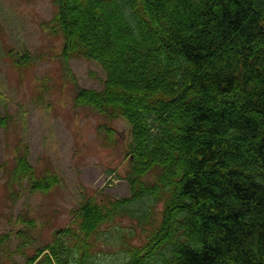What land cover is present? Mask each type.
<instances>
[{"label":"trees","instance_id":"16d2710c","mask_svg":"<svg viewBox=\"0 0 264 264\" xmlns=\"http://www.w3.org/2000/svg\"><path fill=\"white\" fill-rule=\"evenodd\" d=\"M51 1L68 70L85 58L106 75L101 90L72 76L73 105L129 125L130 190L84 200L23 264H264V0ZM17 122L0 115L7 131ZM12 153L11 182L58 186L23 140Z\"/></svg>","mask_w":264,"mask_h":264},{"label":"rangeland","instance_id":"374dc122","mask_svg":"<svg viewBox=\"0 0 264 264\" xmlns=\"http://www.w3.org/2000/svg\"><path fill=\"white\" fill-rule=\"evenodd\" d=\"M54 12L51 0H0V115L9 112L21 121L13 130L0 128V164H9L0 168V239L8 235L0 243V264H23V253L33 255L51 243L71 223V211L95 193L129 195L119 175L131 141L129 125L73 105L72 76L82 88L101 90L106 75L85 58L69 61L70 75L60 55L63 37L45 26ZM103 123L114 129L113 141L99 130ZM19 139L29 146L38 174L52 170L58 186L31 192L27 182L23 187L11 182L12 148ZM19 231L34 237L32 243L19 248L24 244Z\"/></svg>","mask_w":264,"mask_h":264},{"label":"bare ground","instance_id":"6f19581e","mask_svg":"<svg viewBox=\"0 0 264 264\" xmlns=\"http://www.w3.org/2000/svg\"><path fill=\"white\" fill-rule=\"evenodd\" d=\"M179 145V144H178Z\"/></svg>","mask_w":264,"mask_h":264}]
</instances>
